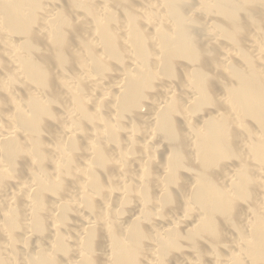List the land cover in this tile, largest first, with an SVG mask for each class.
<instances>
[{
    "label": "bare ground",
    "instance_id": "1",
    "mask_svg": "<svg viewBox=\"0 0 264 264\" xmlns=\"http://www.w3.org/2000/svg\"><path fill=\"white\" fill-rule=\"evenodd\" d=\"M0 264H264V0H0Z\"/></svg>",
    "mask_w": 264,
    "mask_h": 264
}]
</instances>
